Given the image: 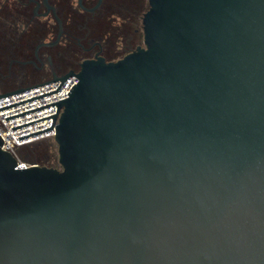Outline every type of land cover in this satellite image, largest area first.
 Instances as JSON below:
<instances>
[{"label":"water","instance_id":"obj_1","mask_svg":"<svg viewBox=\"0 0 264 264\" xmlns=\"http://www.w3.org/2000/svg\"><path fill=\"white\" fill-rule=\"evenodd\" d=\"M142 28L123 58L0 95L78 78L6 118L57 104L13 130L59 110L60 168L0 137V264H264V0H149Z\"/></svg>","mask_w":264,"mask_h":264},{"label":"trees","instance_id":"obj_2","mask_svg":"<svg viewBox=\"0 0 264 264\" xmlns=\"http://www.w3.org/2000/svg\"><path fill=\"white\" fill-rule=\"evenodd\" d=\"M54 1L57 3L59 15L66 24V28L70 30V36L83 37L89 33L103 38L109 48L108 60L119 58L117 48L123 42L126 53L129 52L126 49H135L140 43L142 18L145 7L149 4L147 0H105L102 10L96 14L81 13L67 0ZM131 11H135L139 15L135 14L132 17H128L127 14ZM117 12L125 13L126 15L125 17H112L107 15V13ZM20 25L22 27L27 26L26 34L23 35L21 30L16 28V26ZM52 28L53 26L46 19L33 16L31 6L23 9L22 5L18 2L8 8L0 6V58L4 57V59L8 60V57L12 54L22 52L24 49L28 51L29 55L33 54L35 47L43 38L46 39L52 36ZM71 31L74 32L72 33ZM1 63L4 64V61H0ZM16 66L19 69V66ZM21 80L24 79L21 78ZM14 89L16 88L1 90L7 92ZM47 140L45 139L31 146L19 149V157L23 161L30 163V161L25 159L26 157L22 158L20 155H23V152L27 150L45 145ZM48 161L49 156H46L40 162H42V166L51 167L47 163Z\"/></svg>","mask_w":264,"mask_h":264},{"label":"flooded vegetation","instance_id":"obj_3","mask_svg":"<svg viewBox=\"0 0 264 264\" xmlns=\"http://www.w3.org/2000/svg\"><path fill=\"white\" fill-rule=\"evenodd\" d=\"M17 1L22 5L23 9H27L29 6L34 5L35 8L33 7V16L46 19L48 23L53 26V34L49 38H43L35 47L33 54L29 55L28 51L24 49L22 52L12 54L10 57H8V64L10 68L13 65L19 66V69H15V71L10 70V73L8 74V77L13 81L21 78L25 79L26 77H29L32 72H36L39 77L46 80L53 77L54 75L62 76L71 70L79 71L80 65L84 60L94 59L97 56L104 57L107 61H114L108 60L109 48L103 38L96 37L89 33L83 37L70 36V30L66 28V24L59 15L56 1L49 0V4L54 7L56 16L60 19L61 23L55 16L53 10H51L47 16L43 15L48 11L47 7L43 3V0ZM67 1L71 2L81 13L89 14H96L102 10L103 4L105 2V0H101V2L100 0H81V3L80 0ZM74 1H76V3ZM147 1L149 3V0ZM38 3H40V6H38ZM148 8L149 4L147 7H145V12L148 10ZM135 14V11H131L127 14V16L132 17ZM107 15L112 17H125L126 14L117 12L107 13ZM136 15L139 14L137 13ZM51 20L54 22L51 23ZM16 28L20 29L23 35L27 32V26L22 27L20 25L16 26ZM71 32L73 33L74 31ZM43 43H53V45L39 47ZM141 45L143 44H138L136 48ZM118 49L120 48L118 47L117 50ZM135 49L128 48L126 50L129 51L128 53H130ZM31 67L32 69H30Z\"/></svg>","mask_w":264,"mask_h":264},{"label":"built area","instance_id":"obj_4","mask_svg":"<svg viewBox=\"0 0 264 264\" xmlns=\"http://www.w3.org/2000/svg\"><path fill=\"white\" fill-rule=\"evenodd\" d=\"M75 72L77 73L78 70H75ZM53 80V77L46 79L44 81L32 84V85H36V84H40L43 82H47ZM78 83V78L77 76H70L68 77V79L66 80V82L63 84V81L59 80L56 82H52L37 88H33L21 93H17L5 98L0 99V109L12 106V105H16L28 100H32L47 94H51L54 92L59 91L57 94H53L44 98H40L34 101H30L21 105H17L8 109H4L0 111V137L3 141V146L2 148L6 151L11 152L14 156H16L19 160H20V168H24L30 165V163L28 162H22V159L19 157L18 155V151L21 148L27 147V146H31L37 142H40L42 140L45 139H50V138H54L55 136V132H56V123L58 122V118H59V110L57 113L58 118H49V119H45L30 125H26L17 129H14V127L29 123V122H33L48 116H52L55 115L58 109V105H52L31 113H27L9 120H6V118L36 109V108H40L64 99H67L71 93V91L73 90L74 86ZM32 85H28V86H32ZM28 86H22L19 88H24V87H28ZM62 86V88H61ZM61 88V89H60ZM15 90V89H14ZM10 91H3L0 89V95L2 94H6ZM54 121V123H53ZM53 124V126H52ZM52 126V128H50ZM50 128V129H47ZM47 129V130H44ZM44 130V131H41ZM41 131L39 133L33 134L31 136L25 137L23 139H19V137L31 134V133H35Z\"/></svg>","mask_w":264,"mask_h":264},{"label":"rangeland","instance_id":"obj_5","mask_svg":"<svg viewBox=\"0 0 264 264\" xmlns=\"http://www.w3.org/2000/svg\"><path fill=\"white\" fill-rule=\"evenodd\" d=\"M17 2H18L17 0H0V6L1 7L5 6L6 8H8ZM74 2L76 3V1ZM33 7L35 8V6L34 5L31 6L32 12L34 11ZM53 22L54 21L51 20V23ZM140 29H141L140 30L141 34L139 38L140 39L139 44H143L144 34H143L142 24H141ZM118 46L120 48L118 49V54L120 57L117 58L116 60L123 58L125 55H127L126 51L124 50L125 49L124 45L120 44ZM0 61L2 62L4 61V64L3 63L0 64L2 65L0 66V88L1 89L8 90V89H13V88H19L20 86H23V85H28V84L38 82V81H44V78L39 77V75H37L36 72H32L30 76L26 77L24 80L19 79V80L13 81L12 79L8 77V74L10 73V70L15 71V69H18V67L16 65H13L10 68L8 64V60L4 59V57L0 58ZM30 69H32V67ZM20 156L22 158L26 157L25 159L27 161H30L31 164L35 163V164H40V165H42V162H40L41 159H43L46 156H49V161L47 163L51 165V167L53 168H60L58 145L55 142L54 138L48 139L45 145H41L39 147H35L32 150H27L23 152V155L21 154Z\"/></svg>","mask_w":264,"mask_h":264}]
</instances>
